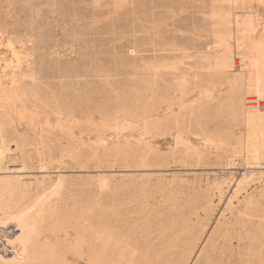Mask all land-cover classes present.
<instances>
[{
    "label": "rangeland",
    "instance_id": "rangeland-1",
    "mask_svg": "<svg viewBox=\"0 0 264 264\" xmlns=\"http://www.w3.org/2000/svg\"><path fill=\"white\" fill-rule=\"evenodd\" d=\"M254 3L0 0V129L17 147L12 146V161L0 163V180L20 176L51 186L63 178L82 204L90 189H124L146 197L155 212L174 213L180 223L204 224L192 264L202 261V251L233 264H264V225L240 237L233 220L251 198L264 210V161L249 171L233 165L245 134L233 120V86L241 70L258 81L264 68V0ZM238 11L256 22L254 42L237 39ZM166 45L174 48L176 85L170 76L163 84L156 72L160 55L170 53L155 49ZM224 54L231 60L228 68L219 64ZM256 54L263 60L252 66ZM14 76L22 77L21 85L12 84ZM58 109L67 113L59 116ZM59 140L68 153L63 164L42 168L40 144L58 149ZM53 157L60 159L58 150ZM245 176L246 192L237 194ZM205 196L213 201L211 212L203 208ZM39 226L50 234L48 222ZM0 233V253L13 258L7 241L19 232L10 224L0 225ZM249 249L256 251L252 258Z\"/></svg>",
    "mask_w": 264,
    "mask_h": 264
},
{
    "label": "bare ground",
    "instance_id": "bare-ground-1",
    "mask_svg": "<svg viewBox=\"0 0 264 264\" xmlns=\"http://www.w3.org/2000/svg\"><path fill=\"white\" fill-rule=\"evenodd\" d=\"M259 1L261 0H254L255 3L253 5ZM29 4L31 5V3ZM257 5L255 7H258ZM238 12H235V19L238 22L239 17H242V24L237 26L239 30L237 31V39L248 38L254 42L255 32L258 29L254 28L256 22L252 19L253 17H250V13ZM262 26L264 28L263 24ZM221 39L226 42L225 36H222ZM258 45L260 46V44ZM165 47L166 49H155V51L170 53L165 56L160 55L164 59L161 62L162 66L156 72L162 76L161 81L163 84H166L167 81L165 76H170V78L174 79L173 83L176 85L178 68L176 64L170 63L172 59L171 52H173L174 48L171 45H166ZM253 57L252 66L261 65L262 55L256 54ZM220 58V66L223 68L230 67L231 60L226 54ZM239 65L240 63L236 62V66L238 67ZM238 74L241 75V79H236L231 98L234 107L233 120L235 123L243 124L245 134L244 142L240 143L242 148L239 150V159L234 160L233 165L237 162L242 166H247L245 168L249 171L255 167H262L264 161V103H262L264 102V68L262 73L261 71L257 73V75L262 74V79L258 81L247 79L248 72L246 73L244 70H241ZM21 79V76H14L13 82L10 81L14 86H17ZM14 86L9 89L12 93H16L14 91L16 87ZM19 98L18 100H22ZM8 99L10 100V98ZM169 101L171 102V100ZM66 113L67 111L64 109H58L57 111L59 116ZM49 134L51 133L49 132ZM11 142L12 140H8L5 132L0 129V163H2L4 158H9L10 161L14 159L11 152L17 147L15 143ZM57 147L58 149L54 145H46L45 142L40 144L37 150L40 155L42 168H47L56 163L63 164V158L68 154L66 153L67 150L61 148L60 140ZM56 150H58L60 156L58 160L53 157ZM15 159L19 160L16 157ZM66 165L68 166V164ZM81 171L84 172L83 170ZM246 178L245 176L241 180L238 179L235 189L237 194L243 190L245 191ZM66 181L60 178L54 185L48 186L45 181H39L35 178H21L20 176L7 178L3 181L0 180V225L5 227L13 224L19 232V236L15 241H7V245L12 249L13 258L6 257L0 253V264H192L199 242L204 235L205 226L203 223L198 225L194 222L191 224L190 221L180 223L174 213L155 212L156 209H153L148 200H145L146 197L143 196V198L140 197L139 199L137 197L138 194L127 192L124 189H112L107 185L101 186L94 194L92 189L88 190L91 192V196L85 204H82L79 198L80 195L78 197L72 187L67 185ZM253 182L251 181V183ZM89 187L91 186L89 185ZM241 195L243 196V194ZM204 199L202 203L204 210L211 212L214 207L213 201L208 196H205ZM69 201L72 204L71 208L68 207ZM231 205L232 203L230 202ZM260 208L255 200L251 198L244 208L238 209L233 213L236 232L239 231L238 235L240 237L251 235V227H256L257 230L262 228L260 226L264 225V210H260ZM191 213L192 215H197L196 213ZM44 222H48L50 225L48 226L50 229H46V232L50 231V234H42L40 231L39 225ZM70 229H72L71 232ZM241 243L244 246L243 242ZM62 246L68 249L66 251L62 250ZM2 250L0 251L2 252ZM255 252L253 249H249L248 256L252 258ZM4 253L7 252L4 251ZM203 253L205 252L202 251L200 253V257L204 259L202 258L199 264H233L232 259L225 261L222 257L220 260H216L210 253L205 256H203ZM260 263L262 264L261 261ZM194 264H198V261L196 260ZM247 264H252L251 260Z\"/></svg>",
    "mask_w": 264,
    "mask_h": 264
}]
</instances>
